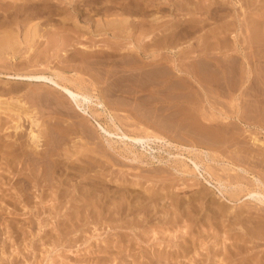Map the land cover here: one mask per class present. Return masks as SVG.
<instances>
[{
	"label": "rangeland",
	"instance_id": "rangeland-1",
	"mask_svg": "<svg viewBox=\"0 0 264 264\" xmlns=\"http://www.w3.org/2000/svg\"><path fill=\"white\" fill-rule=\"evenodd\" d=\"M47 1L53 4L50 19L45 14L27 21L18 0H0V264H264V204L247 196L264 193V155L255 160L249 153H264V0ZM36 24L46 32L32 38L26 31ZM157 60L163 73L145 84L139 70L155 71ZM38 74L59 75L64 80L58 81L89 95L86 114L50 84L15 80ZM19 124L23 137L17 140ZM28 129L38 135V146ZM142 132L162 140L133 146L120 139ZM12 142L19 143L15 150L8 148ZM239 158L249 174L221 170L220 161L238 166ZM192 161L200 176L182 173V164L193 168Z\"/></svg>",
	"mask_w": 264,
	"mask_h": 264
},
{
	"label": "bare ground",
	"instance_id": "bare-ground-1",
	"mask_svg": "<svg viewBox=\"0 0 264 264\" xmlns=\"http://www.w3.org/2000/svg\"><path fill=\"white\" fill-rule=\"evenodd\" d=\"M63 0H60L59 2L60 3H64V2H62ZM65 1H67V2H69V6H70V3L71 2H73L72 0H65ZM79 1V0H78ZM95 1V0H94ZM108 1V0H107ZM121 1V0H120ZM169 1V0H168ZM187 1V0H186ZM242 1V0H241ZM14 2V1H13ZM43 2H47L48 3V5L45 3L44 4V6L43 5H41V4H39L38 3V0L37 1H34V0H18V3H17V7L19 8V13L21 12V13H24V19H22V20H27V21H29L30 19H33V18H35L37 15H39V16H41V15H45L46 14V17H47V14L48 15H51L52 14V8H53V4L52 3H50L49 1H47V0H43ZM99 2V1H98ZM97 2V3H98ZM179 2H182V1H179ZM192 2V1H191ZM41 3V2H40ZM59 3V4H60ZM76 3V2H75ZM188 3V2H187ZM245 3V2H244ZM256 3V2H255ZM1 4V3H0ZM68 4V3H67ZM107 4V3H106ZM119 4V3H118ZM183 4V3H182ZM81 5V4H80ZM103 5V4H102ZM108 5H110V4H108ZM117 5V4H116ZM64 6H66V5H64ZM72 6V5H71ZM74 6V5H73ZM72 6V7H73ZM179 6V5H178ZM177 6V7H178ZM184 6V5H183ZM63 7V6H62ZM67 7V6H66ZM78 7V6H77ZM77 7H73V10L74 11H76L77 10ZM95 7H97V6H95ZM99 7V6H98ZM101 7V6H100ZM99 7V8H100ZM103 7V6H102ZM110 7V6H109ZM147 7V6H146ZM249 7V6H248ZM61 8V7H60ZM111 8V7H110ZM109 8V9H110ZM136 8V7H135ZM140 8V7H139ZM189 8V7H188ZM56 9V8H55ZM109 9H108V11H109ZM113 9H114V7H113ZM186 9V8H185ZM184 9V10H185ZM89 10V9H88ZM151 11H152V9H150ZM13 11V10H12ZM52 11V12H51ZM55 11V10H54ZM58 12H59V14H60V12H64L65 13V9L63 8V9H59L58 8V10H57ZM72 11V10H71ZM77 11H81V9H79V10H77ZM86 11V10H85ZM101 11V10H100ZM113 11V10H112ZM125 11V10H124ZM149 11V9L147 10V12ZM67 12H68V10H67ZM88 12V11H87ZM90 12V11H89ZM153 12V11H152ZM158 12V11H157ZM239 12V11H238ZM119 13V12H118ZM117 13V14H118ZM135 13V12H134ZM62 14V13H61ZM91 14V13H90ZM100 14H101V12H100ZM99 14V15H100ZM121 14V13H120ZM124 14V13H123ZM141 14V13H140ZM239 14H240V12H239ZM20 15V14H19ZM74 15V14H73ZM92 15V14H91ZM106 15V14H105ZM127 15V14H126ZM142 15V14H141ZM141 15H139V16H141ZM147 15V14H146ZM217 15V14H216ZM53 16V15H52ZM88 16V15H87ZM95 16V15H94ZM134 16V15H133ZM150 16H151V14H150ZM213 16V15H212ZM215 16V15H214ZM54 17V16H53ZM60 17V16H59ZM137 17V16H136ZM142 17V16H141ZM144 17H146V16H144ZM157 17V16H156ZM216 17V16H215ZM246 17V16H245ZM50 19V16H48L47 17V19H45V20H49ZM90 18V17H89ZM111 18V17H110ZM158 18V17H157ZM7 19V18H6ZM113 19V18H112ZM116 19V18H115ZM119 19V18H118ZM145 19V18H144ZM233 19V18H232ZM250 19V18H249ZM15 20V19H14ZM83 20V19H82ZM94 20H96V19H94ZM99 20V19H98ZM111 20V19H110ZM147 20V19H146ZM156 20V19H155ZM53 21H54V19H53ZM92 21V20H91ZM105 21V20H104ZM119 21V20H118ZM126 21V20H125ZM256 22V21H255ZM39 23V22H38ZM50 23V22H49ZM59 23V22H58ZM64 23V22H63ZM70 23V22H69ZM100 23V22H99ZM102 23V22H101ZM126 23V22H125ZM131 23V22H130ZM133 23V22H132ZM143 23V22H142ZM149 23H150V21H149ZM157 23V22H156ZM51 24V23H50ZM66 24V23H65ZM74 24V23H73ZM72 24V25H73ZM97 24V23H96ZM139 24V23H138ZM148 24V23H147ZM159 24V23H158ZM242 24H244V23H242ZM251 24V23H250ZM9 25V24H8ZM17 25V24H16ZM26 25V24H25ZM24 25V26H25ZM40 24H36V25H32V26H30V27H28L27 28V31L26 32H28V33H30V35H32L33 34V37L32 38H34V36H42V34L41 33H43V32H46V28L44 29L43 28V26H42V28H40V26H39ZM62 25V24H61ZM75 25V24H74ZM98 25V24H97ZM108 27H109V25H110V27L109 28H111L112 26H113V24L112 23H108V24H106ZM142 25V24H141ZM3 26V25H2ZM53 26V25H52ZM51 26V27H52ZM90 26V25H89ZM105 26V25H104ZM131 26V25H130ZM196 26V25H195ZM12 27V26H11ZM18 27H19V25H18ZM21 27V26H20ZM19 27V28H20ZM75 27V26H74ZM158 27V26H157ZM156 27V28H157ZM248 27V26H247ZM258 27V26H257ZM16 28V27H15ZM148 28V27H147ZM217 28V27H216ZM5 29V28H4ZM3 29V30H4ZM12 29V28H11ZM73 29V28H72ZM129 29V28H128ZM135 29V28H134ZM138 29V28H137ZM5 30H7V29H5ZM15 31H17L16 29H14ZM51 30V29H50ZM57 30V29H56ZM62 30H63V28H62ZM81 30V29H80ZM122 31H124L123 29H121ZM145 30H146V28H145ZM234 30V29H233ZM9 31V30H8ZM48 31V30H47ZM53 31V30H52ZM74 31V30H73ZM118 31V30H117ZM116 31V32H117ZM164 31V30H163ZM190 31V30H189ZM214 31V30H213ZM225 31V30H224ZM22 32V31H21ZM50 32V31H49ZM115 32V31H114ZM113 32V33H114ZM133 32V31H132ZM221 32V31H220ZM250 32V31H249ZM258 32H260V30L258 31ZM118 33V32H117ZM129 33V32H128ZM128 33H126V34H128ZM188 33V32H187ZM207 33V32H206ZM212 33V32H211ZM219 33V32H218ZM262 33V32H261ZM43 34H45V33H43ZM67 34V33H66ZM84 34V33H83ZM96 34V33H95ZM116 34V33H115ZM134 34V33H133ZM157 34V33H156ZM175 34V33H174ZM178 34V33H177ZM216 34V33H215ZM226 34V33H225ZM47 35V34H46ZM61 35V34H60ZM70 35V34H69ZM78 35V34H77ZM205 35V34H204ZM250 35V34H249ZM249 35H247V36H249ZM257 35V34H256ZM262 35H263V33H262ZM15 36V35H14ZM37 36V37H38ZM73 36V35H72ZM90 36V35H89ZM116 36H117V34H116ZM129 36H130V33H129ZM172 36V35H171ZM251 36V35H250ZM10 37V36H9ZM18 37V36H17ZM22 37V36H21ZM65 37V36H64ZM69 37V36H68ZM74 37V36H73ZM158 37V36H157ZM180 37V36H179ZM218 37V36H217ZM216 37V38H217ZM227 37V36H226ZM257 37V36H256ZM8 38V37H7ZM30 38H31V36H30ZM39 38V37H38ZM37 38V39H38ZM41 38V37H40ZM44 38V37H43ZM76 38V37H75ZM122 38V37H121ZM132 38V37H131ZM259 39L261 38V37H258ZM22 39V38H21ZM36 39V38H35ZM147 39H149V38H147ZM202 39V38H201ZM204 39V38H203ZM214 39V38H213ZM220 39V38H219ZM225 38L223 37V39H222V41L224 40ZM263 39V38H262ZM31 40V39H30ZM32 40H34V39H32ZM42 40V39H41ZM63 40V39H62ZM94 40V39H93ZM159 40V39H158ZM12 41V40H11ZM28 41V40H27ZM44 41V40H43ZM113 41V40H112ZM145 41V40H144ZM152 41V40H151ZM166 41V40H165ZM225 41V40H224ZM246 41H248V40H246ZM250 41V40H249ZM30 42H32V41H30ZM40 42V41H39ZM38 42V43H39ZM135 42V41H134ZM138 42V41H137ZM147 42V41H146ZM200 42V41H199ZM226 43H227V41H225ZM14 43H16V42H14ZM32 43H34V42H32ZM44 43V42H43ZM61 43V42H60ZM119 43V42H118ZM128 43V42H127ZM144 43V42H143ZM162 43V42H161ZM220 43V42H219ZM244 43V42H243ZM250 43V42H249ZM6 44H8V43H6ZM203 43H201V45H202ZM217 44V43H216ZM225 44V43H224ZM122 45V44H121ZM120 45V46H121ZM137 45V44H136ZM142 45V44H141ZM146 45V44H145ZM159 45H160V43H159ZM207 45V44H206ZM209 45V44H208ZM211 45V44H210ZM220 45H221V43H220ZM257 45H259V44H257ZM37 46V45H36ZM14 47V46H13ZM18 47V46H17ZM35 47V46H34ZM87 47V46H86ZM117 47H119V46H117ZM123 47V46H122ZM130 47V46H129ZM132 47V46H131ZM142 47V46H141ZM216 47H217V45H216ZM257 47V46H256ZM11 48V47H10ZM32 48H33V45H32ZM80 48H82V47H80ZM92 48V47H91ZM126 48H127V46H126ZM157 48V47H156ZM163 48V47H162ZM189 48V47H188ZM209 48V47H208ZM213 48V47H212ZM232 48V47H231ZM234 48V47H233ZM250 48V47H249ZM6 49V48H5ZM35 49V48H34ZM54 49V48H53ZM59 49V48H58ZM118 49H120V48H118ZM195 49V48H194ZM197 49V48H196ZM228 49H229V47H228ZM84 50V49H83ZM90 50V49H89ZM88 50V51H89ZM96 50V49H95ZM131 50V49H130ZM149 50V49H148ZM151 50V49H150ZM149 50V51H150ZM200 50H202L201 48H200ZM32 51V50H31ZM87 51V50H86ZM86 51L84 52H82V53H86ZM88 51H87V53H88ZM92 51V50H91ZM90 51V52H91ZM93 51H94V49H93ZM99 51V50H98ZM129 51V50H128ZM131 51H133V50H131ZM195 51V50H194ZM231 51V50H230ZM6 52H8V51H6ZM34 52V51H33ZM58 52V51H57ZM80 52V51H79ZM124 52V51H123ZM206 52H207V50H206ZM248 52V51H247ZM56 53V52H55ZM125 53V52H124ZM180 53V52H179ZM178 53V54H179ZM207 53H209V52H207ZM62 54V53H61ZM132 54V53H131ZM147 54V53H146ZM187 54V53H186ZM194 53H192V55H193ZM227 54V53H226ZM30 55V54H29ZM38 55V54H37ZM57 55V54H56ZM120 55V54H119ZM138 55V54H137ZM185 55V54H184ZM230 55V54H229ZM11 56H12V53H11ZM70 56V55H69ZM95 56V55H94ZM118 56V55H117ZM131 56V55H130ZM190 56V55H189ZM28 57V56H27ZM33 57V56H32ZM34 57H35V55H34ZM50 57V56H49ZM111 57V56H110ZM161 57V56H160ZM176 57H177V55H176ZM184 56H182V58H183ZM187 57V56H186ZM207 57H209V56H207ZM220 57V56H219ZM225 57V56H224ZM227 57V56H226ZM225 57V58H226ZM240 57V56H239ZM255 57V56H254ZM29 58V57H28ZM40 58H41V56H40ZM197 58V57H196ZM199 58V57H198ZM202 58V57H201ZM216 58H218L217 56H216ZM225 58H224V60H225ZM256 58V57H255ZM74 59V58H73ZM91 59V58H90ZM103 59V58H102ZM135 59V58H134ZM133 59V60H134ZM191 59V58H190ZM193 59V58H192ZM220 59V58H219ZM241 59V58H240ZM259 59V58H258ZM261 59V58H260ZM84 60V59H83ZM87 60V59H86ZM93 60H94V58H93ZM95 60H97V59H95ZM114 60V59H113ZM119 60V59H118ZM202 60H204V59H202ZM221 60V59H220ZM242 60V59H241ZM253 60H254V58H253ZM7 61V60H6ZM29 61V60H28ZM69 61V60H68ZM126 61V60H125ZM139 61V60H138ZM180 61V60H179ZM184 61V60H183ZM182 61V62H183ZM189 61V60H188ZM193 61V60H192ZM226 61V60H225ZM238 61V60H237ZM250 61H251V59H250ZM249 61V62H250ZM26 62V61H25ZM41 62V61H40ZM43 62V61H42ZM72 62V61H71ZM90 62V61H89ZM92 62V61H91ZM95 62V61H94ZM98 62V61H97ZM107 62V61H106ZM116 63H117V61H115ZM130 62H131V60H130ZM144 62V61H143ZM142 62V63H143ZM162 62V61H161ZM199 62V61H198ZM207 62V61H206ZM219 62V61H218ZM239 62V61H238ZM7 63V62H6ZM5 63V64H6ZM9 63V62H8ZM7 63V64H8ZM28 63V62H27ZM76 63V62H75ZM101 63H103V62H101ZM120 63H121V61H120ZM126 63H128V62H126ZM134 63H136V61H134ZM140 63V62H139ZM147 63V62H146ZM184 63H186L185 61H184ZM194 63V62H193ZM222 63V62H221ZM0 64H1V62H0ZM17 64H18V62H17ZM90 64V63H89ZM106 64V63H105ZM114 64V63H113ZM122 64V63H121ZM161 64V63H160ZM159 63H158V60H157V66H159L160 65ZM177 64V63H176ZM253 64V63H252ZM256 64V63H255ZM2 65H4V64H2ZM65 65V64H64ZM78 65V64H77ZM81 65H82V63H81ZM92 65V64H91ZM95 65H97V63L95 64ZM109 65V64H108ZM118 66H119V64H117ZM131 65H132V63H131ZM135 65V64H134ZM138 65H142V64H138ZM155 65V64H154ZM169 65V64H168ZM214 65H216V64H214ZM254 65V64H253ZM58 66V65H57ZM68 66V65H67ZM72 66V65H71ZM79 66V65H78ZM116 66V65H115ZM121 66V65H120ZM143 66V65H142ZM141 66V67H142ZM163 66V65H162ZM180 66V65H179ZM198 66V65H197ZM212 66V65H211ZM235 66V65H234ZM14 67V66H13ZM86 67V66H85ZM90 67V66H89ZM94 67V66H93ZM93 67H91V68H93ZM135 67V66H134ZM140 67V68H141ZM144 67V66H143ZM150 67V66H149ZM183 67H184V65H183ZM186 67V66H185ZM209 67V66H208ZM232 67V66H231ZM243 67V66H242ZM263 67V66H262ZM79 68V67H78ZM96 68V67H95ZM138 68V67H137ZM147 68V67H146ZM145 68V70L143 71V72H141L139 69V72L141 73V74H143L144 75V79H145V84L146 83H148V82H152V80L151 79H153L154 81H156V80H158V78H159V76H161L162 74L161 73H163L162 72V68H164V67H158L156 70H155V68L156 67H154V70L155 71H150L151 69H146ZM176 68V67H175ZM181 68V67H180ZM193 68V67H192ZM204 68V67H203ZM215 68V67H214ZM227 68V67H226ZM49 69V68H48ZM187 69V68H186ZM201 69V68H200ZM258 69V68H257ZM20 70H21V68H20ZM33 70V69H32ZM42 70V69H41ZM84 70V69H83ZM97 70H99V69H97ZM134 70H136V69H134ZM202 70V69H201ZM204 70V69H203ZM233 70V69H232ZM28 71V70H27ZM115 71V70H114ZM118 71V70H117ZM125 71V70H124ZM129 71H131V70H129ZM249 71V70H248ZM253 71V70H252ZM207 72V71H206ZM256 72V71H255ZM260 72V71H259ZM24 73V72H23ZM28 73V72H27ZM32 73V72H31ZM112 73V72H111ZM116 73V72H115ZM129 73V72H128ZM127 73V74H128ZM131 73V72H130ZM137 74H138V72H136ZM136 73L135 72H133L132 74H135V76H136ZM234 73H235V70H234ZM258 73V72H257ZM101 74V73H100ZM104 74V73H103ZM161 74V75H160ZM171 74V73H170ZM199 74H200V72H199ZM232 74V73H231ZM239 74V73H238ZM254 74H256V73H254ZM102 75V74H101ZM111 75H113V73L111 74ZM122 75V74H121ZM123 75H125V74H123ZM129 75H131V74H129ZM139 76H137V77H140V76H142V75H140V74H138ZM219 75H220V73H219ZM218 75V76H219ZM107 76V75H106ZM201 76V75H200ZM243 76V75H242ZM256 76V75H255ZM56 77H57V79H59V80H64V79H62L61 78V76H59V75H56ZM97 77V76H96ZM100 77V76H99ZM107 77H109V76H107ZM117 77V76H116ZM131 77V76H130ZM133 77V76H132ZM167 77V76H166ZM123 78V77H122ZM125 78V77H124ZM127 78V77H126ZM125 78V79H126ZM163 78V77H162ZM227 78H229L228 76H227ZM56 78H53V77H48V76H45V75H42V74H38V75H17V76H15V80H21V81H24V80H26V81H35V82H37V83H44V84H50V86H52L53 88H55V89H57V90H59L60 92H61V94H63L65 97H67L68 99H69V101L71 102V103H74L76 106H77V108L78 109H80V110H82L85 114H86V112H85V104H89V103H91V97L89 96V95H87V94H83V93H81V92H78V91H76V90H74V89H72L71 87H69V86H67L66 84H63V83H61L60 81H58ZM142 79V78H141ZM220 79V78H219ZM100 80V79H99ZM130 80V79H129ZM131 80H132V78H131ZM130 80V81H131ZM138 79H136V81H137ZM143 80V79H142ZM232 80V79H231ZM257 80V79H256ZM107 81V80H106ZM136 81H135V83H136ZM200 81V80H199ZM218 81V80H217ZM254 81H255V78H254ZM134 82V81H133ZM139 82V81H138ZM182 82V81H181ZM126 83V82H125ZM153 83V82H152ZM161 83V82H160ZM180 83V82H179ZM183 83V82H182ZM188 83V82H187ZM261 83V82H260ZM119 84V83H118ZM133 84V83H132ZM142 84V83H141ZM144 84V85H145ZM151 84V83H150ZM156 84V83H155ZM205 84V83H204ZM258 84V83H257ZM262 84V83H261ZM162 85V84H161ZM180 85V84H179ZM183 85V84H182ZM209 85V84H208ZM207 85V86H208ZM264 85V84H263ZM148 86H149V84H148ZM248 86V85H247ZM259 86H261V85H259ZM106 87V86H105ZM104 87V88H105ZM129 87V86H128ZM144 87V86H143ZM147 87V86H146ZM217 87V86H216ZM231 87V86H230ZM233 87V86H232ZM242 87V86H241ZM257 87V86H256ZM132 88V87H131ZM139 88V87H138ZM166 88H168V87H166ZM169 88H171V87H169ZM190 88V87H189ZM204 88V87H203ZM219 88V87H218ZM247 88V87H246ZM262 88V87H261ZM2 89V88H1ZM0 89V90H1ZM5 89V88H4ZM3 89V90H4ZM120 89V88H119ZM129 89V88H128ZM134 89H135V87H134ZM180 89H181V87H180ZM185 89V88H184ZM217 89V88H216ZM234 89V88H233ZM249 89V88H248ZM7 90V89H6ZM106 90V89H105ZM131 90V89H130ZM237 90V89H236ZM253 90V89H252ZM258 90H260V88H258ZM20 91V90H19ZM103 91V90H102ZM124 91V90H123ZM170 91V90H169ZM174 91V90H173ZM219 91V90H218ZM224 91V90H223ZM2 92V91H1ZM114 92V91H113ZM124 92H126V91H124ZM130 92V91H129ZM137 92H138V90H137ZM149 92V91H148ZM164 92V91H163ZM166 92V91H165ZM210 92V91H209ZM212 93V92H211ZM3 94V93H2ZM6 94V93H5ZM9 94V93H8ZM21 94V93H20ZM29 94V93H28ZM38 94V93H37ZM135 94V93H134ZM160 94V93H159ZM166 94V93H165ZM209 94V93H208ZM227 94V93H226ZM253 94V93H252ZM259 94V93H258ZM1 95V94H0ZM14 95V94H13ZM19 95V94H18ZM23 95V94H22ZM47 95V94H46ZM62 95V96H63ZM124 95V94H123ZM152 95V94H151ZM162 95V94H161ZM187 95H189V94H187ZM224 95V94H223ZM228 95V94H227ZM244 95V94H243ZM4 96V95H3ZM9 96V95H8ZM12 96V95H11ZM30 96V95H29ZM31 96H32V94H31ZM33 96H35V95H33ZM48 96V95H47ZM105 96V95H104ZM114 96V95H113ZM184 96V95H183ZM182 96V97H183ZM193 96V95H192ZM209 96V95H208ZM215 96H216V93H215ZM24 97H26V96H24ZM35 97H37V95L35 96ZM39 97H40V94H39ZM48 97H50V96H48ZM116 97V96H115ZM133 97H134V95H133ZM140 97V96H139ZM151 97V96H150ZM159 97V96H158ZM173 97V96H172ZM201 97V96H200ZM256 97V96H255ZM12 98V97H11ZM14 98V97H13ZM18 98V97H17ZM21 98V97H20ZM38 98V97H37ZM109 98V97H108ZM167 98V97H166ZM175 98V97H174ZM178 98V97H177ZM176 98V99H177ZM181 98V97H180ZM179 98V99H180ZM189 98V97H188ZM191 98V97H190ZM232 98V97H231ZM1 99H3V98H1ZM0 99V100H1ZM32 99V98H31ZM33 99H34V97H33ZM45 99V98H44ZM46 99H49V98H46ZM112 99V98H111ZM121 99V98H120ZM123 99V98H122ZM141 99V98H140ZM169 99V98H168ZM173 99V98H172ZM201 99V98H200ZM209 99V98H208ZM243 99V98H242ZM264 99V98H263ZM7 100V99H6ZM15 100V99H14ZM116 100V99H115ZM146 100H148V99H146ZM214 100V99H213ZM252 100V99H251ZM260 100V99H259ZM11 101V100H10ZM19 101V100H18ZM32 101V100H31ZM39 101V100H38ZM45 101V100H44ZM48 101V100H47ZM67 101V100H66ZM143 101V100H142ZM144 101H145V99H144ZM153 101V100H152ZM186 101V100H185ZM204 101V100H203ZM245 101V100H244ZM7 102V101H6ZM15 102V101H14ZM27 102V101H26ZM33 102V101H32ZM31 102V103H32ZM40 102V101H39ZM146 102V101H145ZM159 102V101H158ZM210 102V101H209ZM243 102V101H242ZM247 102H248V100H247ZM258 102V101H257ZM52 102H50V104H51ZM121 103V102H120ZM147 103V102H146ZM149 103V102H148ZM153 103V102H152ZM213 103V102H212ZM7 104V103H6ZM36 104V103H35ZM34 104V105H35ZM98 106H101V107H103L104 105H103V103L101 102V101H97V103H96ZM217 104V103H216ZM247 104V103H246ZM264 104V103H263ZM4 105V104H3ZM13 105V104H12ZM17 105V104H16ZM21 105V104H20ZM145 106H146V104H144ZM242 105V104H241ZM244 105V104H243ZM251 106H253L252 105V103L250 104ZM131 106H133L134 107V105H131ZM136 106V105H135ZM149 106V105H148ZM150 106H152V105H150ZM164 106V105H163ZM234 106V105H233ZM248 106V105H247ZM246 106V107H247ZM254 106H256V104H254ZM258 106V105H257ZM162 107V106H161ZM160 107V108H161ZM245 107V108H246ZM262 107H263V105H262ZM261 107V108H262ZM2 108V107H1ZM4 108V107H3ZM6 108H8V107H6ZM11 108H13V107H11ZM16 108V107H15ZM21 108V107H20ZM141 108H142V106H141ZM159 108V109H160ZM168 108V107H167ZM170 108V107H169ZM235 108V107H234ZM37 109V108H36ZM137 109V108H136ZM144 109H146V108H144ZM166 109V108H165ZM207 109V108H206ZM218 109V108H217ZM225 109H227V107L225 108ZM256 109V108H255ZM259 109V108H258ZM7 110V109H6ZM135 110V109H134ZM139 110V109H138ZM143 110V109H142ZM151 110V109H150ZM156 110H158V109H156ZM162 110V109H161ZM167 110V109H166ZM170 110V109H169ZM173 110V109H172ZM179 110V109H178ZM220 110V109H219ZM236 110V109H235ZM234 110V111H235ZM18 111V110H17ZM21 111V110H20ZM34 111H35V109H34ZM148 111V110H147ZM147 111H145V113L147 112ZM151 111H153V110H151ZM30 112V111H29ZM135 112V111H134ZM142 111H140V114H142L141 113ZM150 112V111H149ZM153 112H155V111H153ZM175 112V111H174ZM181 112V111H180ZM223 112V111H222ZM251 112H253L254 114L256 113V110H252ZM1 113V112H0ZM21 113V112H20ZM24 113V112H23ZM158 113V112H157ZM171 113V112H170ZM191 113V112H190ZM230 113V112H229ZM238 114H239V111L237 112ZM260 113V112H259ZM138 114V113H137ZM143 114H144V112H143ZM152 114V113H151ZM154 114V113H153ZM176 114V113H175ZM241 114V113H240ZM24 115V114H23ZM29 115V114H28ZM27 115V116H28ZM170 115V114H169ZM173 115V114H172ZM188 115V114H187ZM191 115V114H190ZM195 115V114H194ZM225 115V114H224ZM237 115V114H236ZM243 115V114H242ZM10 116V115H9ZM26 116V117H27ZM34 116H35V114H34ZM90 116H92V115H90ZM137 116V115H136ZM145 118H146V116L145 115H143ZM153 116V115H152ZM157 116V115H156ZM178 116V115H177ZM209 116V115H208ZM211 116V115H210ZM209 116V117H210ZM14 117V116H13ZM15 117H17V116H15ZM141 117H142V115H141ZM175 117V116H174ZM182 117V116H181ZM201 117H203V116H201ZM237 117V116H236ZM252 117H254L255 118V120H257V117L256 116H252ZM18 118V117H17ZM23 118V117H22ZM30 118V117H29ZM33 118V117H32ZM35 118H37V116L35 117ZM161 118V117H160ZM159 118V119H160ZM203 118H205V117H203ZM214 118V117H213ZM213 118H211V119H213ZM238 120L239 121H241L242 122V118L238 115ZM155 119H157V118H155ZM172 119V118H171ZM246 119V118H245ZM248 119V118H247ZM37 120V119H36ZM36 120L35 119H31V121H30V124H31V126L33 125L34 127H37V122H36ZM170 120V119H169ZM179 120V119H178ZM182 120V119H181ZM196 120V119H195ZM208 120V119H207ZM8 121V120H7ZM120 121V120H119ZM148 121V120H147ZM162 121V120H161ZM165 121V120H164ZM180 121V120H179ZM179 121H178V123H179ZM5 122V121H4ZM23 122V121H22ZM191 122V121H190ZM199 122V121H198ZM225 122V121H224ZM20 123V122H19ZM40 123V122H39ZM38 123V124H39ZM120 123V122H119ZM152 123V122H151ZM153 123H155V122H153ZM165 123V122H164ZM264 123V122H263ZM10 124V123H9ZM13 124V123H12ZM11 124V125H12ZM16 124V123H15ZM127 124V123H126ZM125 124V125H126ZM156 124V123H155ZM167 124V123H166ZM192 124H194V123H192ZM57 125V124H56ZM127 125H129V124H127ZM158 125V124H157ZM208 125V124H207ZM251 125V126H250ZM25 126V125H24ZM159 126V125H158ZM173 126V125H172ZM171 125L169 126L170 128L172 127ZM186 126V125H185ZM189 126V125H188ZM191 126V125H190ZM206 126V125H205ZM248 126H249V128L250 129H252L251 127H252V124H248ZM12 126H10V128H11ZM114 127H115V130H117L119 127L117 126V125H114ZM167 127V126H166ZM174 127V126H173ZM183 127V126H182ZM196 127V126H195ZM210 127V126H209ZM253 127L254 128H256V132L258 131V128L257 127H259L257 124L256 125H253ZM7 128H9V127H7ZM24 128V127H23ZM31 128V127H30ZM42 128V127H41ZM67 128V127H66ZM178 128V127H177ZM0 129H2V122H1V119H0ZM32 129H33V127H32ZM32 129H28L30 132H29V136H28V138H29V141L33 144V145H37L36 144V142H37V139H38V135H36V134H34L33 133V130ZM132 129V128H131ZM172 129V128H171ZM176 129V128H175ZM182 129V128H181ZM185 129V128H184ZM194 129V128H193ZM206 129V128H205ZM213 129V128H212ZM23 131V129H21V124H19V125H16L15 127H14V136L13 137H16V139L18 140V139H21L23 136L21 135V132L20 131ZM26 130V129H25ZM35 130V129H34ZM102 130L105 132V133H107V134H111L110 132L111 131H109V130H106V129H104L103 127H102ZM169 130V129H168ZM174 130V129H173ZM172 130V131H173ZM4 131V130H3ZM40 131V130H39ZM177 131V130H176ZM182 131V130H181ZM206 131V130H205ZM8 132V131H7ZM49 132V131H48ZM68 132V131H67ZM138 132V131H137ZM167 132V131H166ZM185 132V131H184ZM189 132H191V131H189ZM211 132V131H210ZM220 132V131H219ZM244 132V131H243ZM114 132H112V134H113ZM143 133V132H142ZM193 133V132H192ZM191 133V134H192ZM25 134V133H24ZM68 134H70V133H68ZM135 134V133H134ZM144 134V133H143ZM174 134H175V132H174ZM141 135V134H140ZM173 135V134H172ZM190 135V134H189ZM188 135V136H189ZM196 135H198V134H196ZM200 135V134H199ZM1 136V135H0ZM22 136V137H21ZM25 136V135H24ZM192 136V135H191ZM238 137H240L241 136V134L240 135H237ZM244 136V135H243ZM9 137V136H8ZM19 137H21V138H19ZM110 137V136H109ZM193 137V136H192ZM207 137H209V136H207ZM235 137V136H234ZM237 137V138H238ZM204 138V137H203ZM202 138V139H203ZM8 139V138H7ZM60 139V138H59ZM120 139L121 140H124V141H131L132 143H133V146H134V144H143V143H147V142H149L150 140H157V141H160V140H162L161 139V137H159L157 134H153V133H145L144 135H142V136H130V135H127V134H125V133H122L121 134V137H120ZM195 139V138H194ZM200 139V138H199ZM205 139V138H204ZM203 139V140H204ZM232 139V138H231ZM236 139V138H235ZM11 140V139H10ZM202 140V141H203ZM206 141H207V139H205ZM204 140V141H205ZM233 140V139H232ZM257 139H255V140H253V141H256ZM259 140V139H258ZM16 141V140H15ZM14 141V142H15ZM204 141H203V143H204ZM209 141V140H208ZM217 141V140H216ZM215 141V142H216ZM14 142H12V144H11V146L10 147H8V146H6V147H8V148H10V149H14L15 148V145L18 147L19 146V143L18 142H16V143H18V144H14ZM21 142V141H20ZM63 142V141H62ZM210 142V141H209ZM260 142V141H259ZM29 143V142H28ZM38 143H40V142H38ZM212 143V142H211ZM214 143V142H213ZM228 143V142H227ZM257 143V142H256ZM255 143V144H256ZM262 143V142H261ZM260 143V144H261ZM30 144V143H29ZM204 144H206V143H204ZM217 144H219L218 142H217ZM221 144V143H220ZM235 144V143H234ZM259 144V145H260ZM263 144V143H262ZM48 145V144H47ZM55 145V144H54ZM207 146H210V145H212V144H210V145H208V143L206 144ZM214 145V144H213ZM213 145H212V147H213ZM225 145V144H224ZM258 145V144H257ZM38 146V145H37ZM70 146V145H69ZM215 146V145H214ZM6 147H4L3 149H6ZM96 147V146H95ZM219 147V146H218ZM223 147V146H222ZM237 147V146H236ZM235 147V148H236ZM261 147V146H260ZM64 148V147H63ZM72 148V147H71ZM99 148V147H98ZM224 148V147H223ZM244 148V147H243ZM246 148H247V145H246ZM254 148H255V146H254ZM12 149V150H13ZM31 149V148H30ZM34 149V148H33ZM65 149V148H64ZM257 149V148H256ZM15 150V149H14ZM55 150V149H54ZM63 150V149H62ZM79 150V149H78ZM223 150V149H222ZM225 150V149H224ZM223 150V151H224ZM6 151H9V149H7ZM220 151V150H219ZM227 151V150H226ZM4 152V155L5 156H7V154H8V152H6L5 153V151H3ZM203 152V151H202ZM262 151H260V152H253L252 153V151H249V153H250V156H251V158H253V159H255V160H259V157H263V155H264V153L262 152ZM38 153H39V151H38ZM50 153V152H49ZM229 153V152H228ZM21 154V153H20ZM31 154V153H30ZM205 155H206V157H207V155H208V153H204ZM10 155H12V154H10ZM24 155V154H23ZM9 156V155H8ZM13 156V155H12ZM31 156H32V154H31ZM46 156V155H45ZM84 156V155H83ZM88 156V155H87ZM101 156H102V154H101ZM216 156V155H215ZM227 156H229V155H227ZM234 156V154H232V157ZM235 156H236V154H235ZM238 156H242V154H239ZM244 156V155H243ZM24 157V156H23ZM47 157V156H46ZM58 157V156H57ZM218 157V156H217ZM226 157V156H225ZM230 157V156H229ZM1 158V157H0ZM20 158V157H19ZM29 158V157H28ZM227 158V157H226ZM236 158H238V157H235V159ZM248 158V157H247ZM246 158V159H247ZM9 159V158H8ZM12 159V158H11ZM10 159V160H11ZM23 159V158H22ZM29 159H31V158H29ZM34 159V158H33ZM97 159V158H96ZM227 159H229V158H227ZM246 159L244 160L245 161V163H246ZM10 160H9V162H10ZM14 160V159H13ZM18 160V159H17ZM43 160V159H42ZM48 160V159H47ZM52 160V159H51ZM84 160V159H83ZM98 160V159H97ZM214 159L212 158V161H213ZM8 161V160H7ZM29 161V160H28ZM45 161V160H44ZM215 161V160H214ZM228 161V160H227ZM249 161H250V158H249ZM57 162H59V161H57ZM107 162V161H106ZM234 162V161H233ZM237 164H240V163H242L243 162V159L242 158H239V159H237ZM34 163V162H33ZM45 163V162H44ZM47 163V162H46ZM192 163V165H193V168H189L186 164H182V165H184V167L185 168H187V170H185V171H182V173H184V174H191V175H194V174H197V175H199L198 174V170H199V165L195 162V161H192L191 162ZM218 164H219V162H217ZM235 164H236V162H234ZM248 164H249V162H247ZM255 163V162H254ZM9 164V163H8ZM42 164V163H41ZM53 164V163H52ZM63 164V163H62ZM102 164V163H101ZM256 164V163H255ZM15 165V164H14ZM13 165V166H14ZM38 165V164H37ZM54 165V164H53ZM250 165H251V162H250ZM249 165V166H250ZM260 165H261V163H260ZM19 166V165H18ZM220 166H221V170L224 172V173H226L227 171H237V172H240L241 174H249L250 173V170H248L246 167L244 168L243 167V165L242 164H240V165H238V166H234L233 164H229V163H225V162H223V161H220ZM252 166V165H251ZM47 167V166H46ZM234 167H237V168H234ZM252 167H254V166H252ZM257 167V166H256ZM14 168V167H13ZM25 168V167H24ZM208 168V167H207ZM262 168V167H261ZM261 168H259V169H261ZM3 169H4V167H3ZM23 169V168H22ZM26 169V168H25ZM216 169V168H215ZM250 169H252V168H250ZM256 169V168H255ZM17 170V169H16ZM214 170V169H213ZM261 170H263V169H261ZM8 171V170H7ZM14 171V170H13ZM36 171V170H35ZM34 171V172H35ZM216 171V170H215ZM252 171V170H251ZM15 172V171H14ZM20 172V171H19ZM80 172V171H79ZM255 172V171H254ZM38 173V172H37ZM256 173V172H255ZM162 174V173H161ZM215 174V173H214ZM261 174V173H260ZM263 174V173H262ZM2 175V174H1ZM4 175H6V174H4ZM3 175V176H4ZM32 175V174H31ZM34 175V174H33ZM216 175H218V173L216 174ZM231 175H232V173H231ZM48 176H50V175H48ZM200 176V175H199ZM228 176H230V173L228 174ZM236 176H238V178L240 177V174H237ZM260 176V175H259ZM47 177V176H46ZM231 177V176H230ZM229 177V178H230ZM2 178V177H1ZM233 178H234V175H233ZM237 177H236V180L237 181H240V179H238ZM241 178H243V177H241ZM13 179H14V177H13ZM20 179V178H19ZM32 179H34V177H32ZM218 179V181H220L219 179L220 178H217ZM253 180H254V183L256 184V185H259L260 186V184H262V180L260 179V177H254V178H252ZM7 180H10V179H7ZM23 180V179H22ZM2 181V180H1ZM5 181V180H4ZM13 181V180H12ZM18 181V180H17ZM33 181V180H32ZM39 182V181H38ZM242 182H243V180H242ZM6 183H8V182H6ZM41 183V182H40ZM16 184V183H15ZM10 185H12L11 183H10ZM30 186V185H29ZM21 188V187H20ZM28 188V187H27ZM123 189V188H122ZM22 190V189H21ZM26 190V189H25ZM124 190V189H123ZM126 190V189H125ZM124 190V191H125ZM122 191V190H121ZM128 191H129V189H128ZM223 191H225V190H221L220 191V194H221V196H224V192ZM9 192V191H8ZM26 192V191H25ZM226 192V191H225ZM6 193V192H5ZM13 193V192H12ZM120 193V192H119ZM12 195V194H11ZM21 195V194H20ZM23 196V195H22ZM45 196V195H44ZM247 196L250 198V199H254V201H256V202H258V203H261V204H264V193H259V192H256V191H253V192H250V193H248L247 194ZM9 197V196H8ZM12 197H13V195H12ZM11 197V198H12ZM20 197V196H19ZM30 198L32 197V196H29ZM144 197V196H143ZM15 198V197H14ZM25 198V197H24ZM200 198V197H199ZM3 199V198H2ZM201 199V198H200ZM4 200H6V199H4ZM3 200V202H7V201H4ZM7 200H9V198L7 199ZM12 200H13V198H12ZM146 200V199H145ZM10 201H11V199H10ZM22 201H25V200H21V202ZM32 201V200H31ZM14 202V201H13ZM12 202V203H13ZM41 202V201H40ZM8 203V202H7ZM43 203V202H42ZM9 204V203H8ZM17 204V203H16ZM39 204V203H38ZM37 204V205H38ZM19 205V204H18ZM260 205V204H259ZM1 206H2V204H1ZM7 207H9V206H7ZM36 207V206H35ZM5 208V207H4ZM3 208V209H4ZM45 208V207H44ZM43 208V209H44ZM3 209H2V211H3ZM22 209V208H21ZM34 209V208H33ZM1 210V209H0ZM7 210V209H6ZM45 210V209H44ZM6 212V211H5ZM11 213V212H10ZM46 213V212H45ZM49 213H51V212H49ZM240 214V213H239ZM0 216H1V213H0ZM30 216V215H29ZM36 216V215H35ZM257 216V215H256ZM5 217V216H4ZM10 217V216H9ZM242 217V216H241ZM2 218H3V216H2ZM4 219V218H3ZM238 219H239V217H238ZM252 219V218H251ZM2 220V219H1ZM6 220V219H5ZM4 220V221H5ZM236 220V219H235ZM240 220V219H239ZM3 221V222H4ZM9 221V220H8ZM253 221V220H252ZM237 222V221H236ZM12 223V222H11ZM31 223V222H30ZM245 223V222H244ZM251 223V222H250ZM6 224V223H5ZM255 224V223H254ZM260 225V224H259ZM31 226V225H30ZM43 226V225H42ZM258 226V225H257ZM33 227V226H32ZM258 228V227H257ZM261 228V227H260ZM14 229V228H13ZM245 234V233H244ZM249 243V242H248ZM263 254V253H262Z\"/></svg>",
	"mask_w": 264,
	"mask_h": 264
}]
</instances>
